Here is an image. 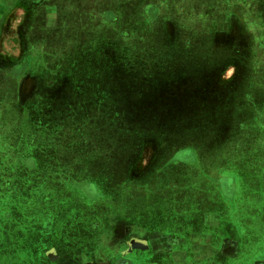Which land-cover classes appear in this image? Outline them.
<instances>
[{"label": "rangeland", "instance_id": "rangeland-1", "mask_svg": "<svg viewBox=\"0 0 264 264\" xmlns=\"http://www.w3.org/2000/svg\"><path fill=\"white\" fill-rule=\"evenodd\" d=\"M16 2L0 0V170H7L1 173L6 183L0 176V196L5 202L8 197L28 200V210L22 209L29 219L10 211V220L18 217L19 226L31 229L33 215H53L57 201L65 197L66 212L83 216L84 211L89 225L96 226L99 203L109 209L113 202L139 201L134 191L146 194L145 172L159 154L167 172L152 173L159 186L152 188L167 197L176 193L160 191V186L170 182L184 181L192 189L193 181L208 172L206 153L219 151L218 145L208 144L217 126L210 115L214 103L225 101L223 89L230 90L214 84L208 58L228 54L230 59L220 60L219 66H227L230 75L243 46L239 40L212 41L211 24L204 23L223 20L225 13H207V3L199 0H180L188 4L185 12L176 10V0H24L13 7ZM261 14L232 13L231 19L245 18L247 28L241 34L250 36L259 33L250 20ZM224 30L239 36L237 27ZM250 62L252 67L256 62V69L249 83L264 74V58ZM247 123L244 131L232 135L241 137L237 147L252 148L246 153L250 158L253 148L264 143V130L256 120ZM186 150L189 154L182 152L181 161H191V153L196 161L185 167L172 160L174 153ZM223 163L213 159L209 168ZM192 167L196 175L189 172ZM228 168L215 173L226 171L238 179ZM236 189L232 194L241 196ZM173 207L155 202L151 212L162 215L148 219L154 227H169L176 220ZM61 214L66 216L64 209ZM37 225L41 230L34 233L43 235L25 239L50 242L51 232H42L47 226L41 221ZM62 225L57 217L56 231Z\"/></svg>", "mask_w": 264, "mask_h": 264}, {"label": "crops", "instance_id": "crops-1", "mask_svg": "<svg viewBox=\"0 0 264 264\" xmlns=\"http://www.w3.org/2000/svg\"><path fill=\"white\" fill-rule=\"evenodd\" d=\"M16 1L12 4L13 7L20 6L19 1L23 2L24 0ZM179 1L176 0L177 3L175 4L178 5L176 10L185 12L188 4L178 3ZM199 1L207 3V13L217 11L225 13L223 20L212 19L203 22L204 26L212 25L210 27H212V41L214 43L233 44V41L235 43L237 40L239 43L243 42L241 32L247 28L245 24L247 21L244 20L245 18L237 19L234 23L231 19L232 13L254 12L260 14L264 12V7H260L257 2L259 0ZM37 6L34 4L33 11L37 12L39 9ZM22 7L25 6L22 4ZM258 22L255 19L254 27L260 25L257 24ZM261 22L264 21L261 20ZM234 27H237L239 36L227 35L224 29ZM218 30H221L220 32L223 34L220 37L216 35ZM251 55L254 56V54ZM241 59L242 55L239 52L235 55L236 72L241 70ZM233 71H235L234 68ZM245 74L246 77L250 75L249 73ZM211 79L215 84V77L211 76ZM228 87L230 90H228L229 95L224 101L226 104L214 103L210 115L212 118L210 122L217 126L215 132L210 133L208 144L209 146L218 145L219 151H215L214 154L211 151L206 153L208 172L203 173L200 177L201 182L198 185V189H201L200 196L194 197L193 194L185 192L175 196V206L181 205L178 206L179 210L174 207V212L170 209L171 216H176L175 224H170L169 227L165 228L152 225L154 221L148 219L151 218L150 215L162 214L160 211L151 212V205L155 202H161L168 206L171 204L169 198L173 194L169 195L167 199L165 198L166 195L151 191L150 187L146 194L144 191L133 192L135 194L133 196L140 198L139 201L120 202L118 204L113 202L112 206L116 205L117 207L123 203V206H120L122 207L120 208L122 214H119L117 218H114L115 214L113 213L112 215L106 214L113 211L111 208L106 209L105 205L100 203L99 206L96 205L95 220L99 221L96 226L89 225L88 213L85 216L84 211L83 216L79 214L71 216L69 211L66 212L65 208H68L67 199L64 197L57 201L58 210L53 212V215H50L52 212L45 217L42 214L33 215L32 220H34L33 225H35L31 229L21 227L17 228L15 232L11 231L12 229L3 231L4 233L1 234L0 238V264H123V261H120L122 258L128 261L127 264H264V214L260 206L262 203L264 204V200L260 201L259 199L260 195L264 197V143L253 148L256 151L252 152V156L248 158L246 153L251 152L250 149L252 148L237 147L238 143L242 144L241 137L232 135V133L237 134V130L244 131L249 126L247 122L256 120L259 123L260 115L264 116V91L260 90L264 86L255 85L252 87L250 85L248 87L245 81L242 82L239 79L229 84ZM246 93L255 95L245 99L243 96ZM221 106L224 108L223 115L218 112ZM258 125L264 130V122ZM229 130L231 131L229 132ZM228 144L230 145L228 146ZM180 149L184 150L185 148ZM190 158L191 161H177V163L187 167L190 165L188 162L196 161L193 153H191ZM217 158L218 161L224 162L217 168L218 171H221L225 165L229 167V170L232 167L238 179L231 177L226 171L224 173L218 172V175L224 179H229L234 188L244 189L243 193L247 195L248 202H252L258 207L253 206L251 210L245 212L237 207L233 212H229L232 214L230 217L226 214L228 209L223 214L213 213L217 207L219 208L217 205L224 206L226 201L225 196L220 193L217 194L214 188V179L209 176V170L212 171L211 174L217 170L216 167L209 168L213 159ZM148 172H145V176ZM189 172L193 175L197 173L193 167ZM203 175L207 178L205 179ZM183 184H185L184 181ZM216 197L221 199L218 200V204H216ZM233 197H230L229 200L232 201ZM233 201L232 205H234ZM201 202H205V206L213 214H209L208 217L193 214L195 205ZM63 204H66V207L63 208L65 206ZM77 204L81 205L82 203L78 202ZM62 209H64L66 216L61 214ZM105 214L106 217L103 219ZM67 216H71V218ZM57 217L59 222L63 221V225L56 231ZM40 221L47 226L42 232L47 230L48 233L51 232L50 236L48 234L50 242L45 243L43 241L44 244L39 245V240L36 238L29 243L25 237L43 235V233H34L40 232L41 229L38 228V225L36 226V223ZM205 221H209L207 231L204 230L205 228L202 229L205 227ZM238 223L240 224L239 228H237ZM41 251L44 257L40 254Z\"/></svg>", "mask_w": 264, "mask_h": 264}, {"label": "flooded vegetation", "instance_id": "flooded-vegetation-1", "mask_svg": "<svg viewBox=\"0 0 264 264\" xmlns=\"http://www.w3.org/2000/svg\"><path fill=\"white\" fill-rule=\"evenodd\" d=\"M257 2H258L259 5L261 3L262 4L261 6L264 7V0H259ZM263 18H264V16H263V14H261V16H259V18H257V19H259L258 21H260ZM251 21H252V23L255 22V20H251ZM263 21H264V19H263ZM263 23L260 24V25H258V27H255L256 29L258 28L257 30H259V33L257 32L258 34L253 35L252 33H250V36L247 35V36H243L242 37V41H243L242 44H243V46L241 48L242 50L240 51L241 52V55H242V59H241V70H239L240 73L239 72H236V67H234V70L235 71H233V73L230 74V75H226V72L228 71L227 66H225V67H220L219 66L221 64L220 60L223 59V60H225L227 62L228 59H230V58H227L228 57V54H227V57L225 56V54H223V55L222 54H219L218 55V58H220V59H216V58L210 59V57L208 58V64L209 65L211 64V67L208 69L211 72V74H209V75L215 77L214 80L218 84V86H221V84H222L224 88H227V86L229 84H232L234 81H238L239 79H241L242 82L245 81V83L248 84V87L250 85L252 87H255V85L264 86L263 84H261L264 81V74L263 73H261V75L258 76L254 81H252L250 83L248 82L249 81L248 79L250 78V75H252L254 73V70L256 69V67H255L256 62L253 64V67H252V63L250 62V59H255L256 56H257V58L258 57L259 58H264V25H263ZM251 54H254V57H252ZM229 55H231V54L229 53ZM249 57H252V58H249ZM200 70L198 69V70L194 71V73L195 72L196 73H199ZM203 71H201V72H203ZM214 72H215V75H214ZM244 73H247V74L249 73L250 74L249 77H246L247 75L246 74L244 75ZM221 80H222V83H221ZM214 89H215V87H214ZM223 90L225 92H227V93L225 95H223L222 99L223 100H226L229 93H228V91H226V89H223ZM260 90L261 91H264V87H263V89H260ZM100 91H102V90H100ZM258 93L260 94V92H258ZM213 96L217 97L216 95H213L212 94V97ZM215 97H213V98H215ZM223 102L220 103V101H219V104L218 105H224V104H226V103H223ZM149 104L151 105V102ZM220 109H223V107L221 106ZM144 119L146 120V117H144ZM149 135H150V138H151L152 137L151 133ZM160 135L162 136L163 133H160ZM143 137H145V136H143ZM182 152H185L186 154H189V152L187 150L186 151L178 152L176 154L174 153L173 156H172V160L173 161H181V158H183L182 155L184 154ZM180 153H182L181 156H180ZM161 155L159 154L158 157H155L151 161L152 163L150 165V168L148 169L149 172L147 174V177L148 178H146V182H147L148 186L150 187V190L151 191H154L156 193H158L157 190L155 188H152V187H154V186L155 187H159V186H156L158 181L156 180V178H155V180L152 179L151 178V175H152V173H156V172L158 174H162L163 171H166V169H167L166 167H168L166 165V163H165L166 166L164 164H160L159 163V160H161V157H160ZM209 171H211V170H209ZM211 172L209 173V176L211 177V179L212 178L214 179L213 181L215 182V187H214L215 188V191H217V194L220 193L221 195L225 196L224 198H226V201H225L224 206L217 205V206H219V208L217 207L216 210H215L216 212L214 211L213 213L223 214L225 212V210L228 209V212L226 214H228V217H230V215L232 216V214H230L229 212L230 211L233 212L235 210V208H237V207L241 208L243 212L248 211V210H251L253 206L258 207V205H254L252 202H248L247 195L245 193H243V190L244 189H241L240 190L241 191V193H240L241 196L240 195H238V196L237 195H232V196L235 197V198L233 197V199H232V201L235 200V201H233L234 202L233 203L234 205H232L231 204L232 201L229 200L230 197H231L230 194H232L233 190H235L236 187L235 188L233 187V185H232V183H231V181L229 179H227V178L224 179V178L220 177L218 175V173L211 174ZM200 182H201V179L200 178H198L197 181H193V185L194 186L192 187V189H187V187L185 186V184L178 185L177 183H173L172 184V182H170L171 185H167L166 187L165 186L164 187L160 186V188H161L160 191L165 192V191L169 190V191H171L173 193H176V194L172 195L169 198L170 201H172V202L169 201V203H171V204L173 203L174 204L175 203V201H174L175 196L176 195H180L183 192H185V193H192L194 197L200 196L201 189H198V185L200 184ZM159 184H160V180H159ZM196 184H197V186L195 187ZM188 190H191V192H188ZM259 192H261V191H259ZM165 198H167V195H166ZM259 199H260V201L261 200L263 201L264 200V197H261V195H260V198ZM218 200H221V199H218L217 198V203L216 204L219 203ZM205 205H206L205 202H203V203L201 202L200 204L199 203L196 204L195 207H194V210H193L194 211L193 214L196 213L197 216L199 215V216H202V217H208L209 214H213V213H210L211 211H209L207 209V206H205ZM178 206H181V205H178ZM178 206H175V209L179 210V207ZM260 206H261V209L263 210V214H264V204L262 203ZM118 207L116 205L115 206H111V209L113 211H110V212H108L106 214L112 215V213H113V214H115L114 215L115 217L114 216L113 217L114 218H117V216L119 214H122V212L120 211L121 210L120 207L119 208ZM220 207H222V208H220ZM259 212H260V208H259ZM106 214L104 215V218L103 219H105ZM101 219H102V217H101ZM208 222L209 221H205V227L202 228V229L205 228L204 229L205 231L208 230V227H209V223ZM122 228H124V227H122ZM200 239H201V237H200ZM120 261H123V264H127V262H128L127 260H125L123 258L120 259ZM120 261H119V263H120Z\"/></svg>", "mask_w": 264, "mask_h": 264}, {"label": "trees", "instance_id": "trees-1", "mask_svg": "<svg viewBox=\"0 0 264 264\" xmlns=\"http://www.w3.org/2000/svg\"><path fill=\"white\" fill-rule=\"evenodd\" d=\"M6 171H7L6 168H4L3 171L0 170L1 182L3 184L6 183V182H4V180H5L4 177H6V176L3 177L1 175V173H5ZM8 199H7V202H5L0 196V238H1V234L4 233L3 231L5 229H12L11 231L15 232L17 228L24 227L23 223H22V226H19L21 224L22 220L18 219V217H17V219L11 218V220H10L9 214L7 215V213H9L10 211H14L15 214H17V216H19V213L22 214L21 218L24 220L29 219V218H27L26 214H25L26 218L24 217V213L26 212L25 210H28V209H25L26 208L25 203L28 202V200H25L22 198L23 203H21L20 201H17V200L14 201V198H13V200H10L11 197H8ZM23 206H24L25 210L22 209ZM5 209H7V210H5ZM17 212H19V213H17ZM11 216L12 215L10 213V217ZM19 221H20V223H19Z\"/></svg>", "mask_w": 264, "mask_h": 264}]
</instances>
